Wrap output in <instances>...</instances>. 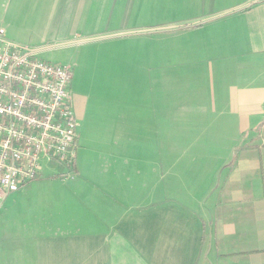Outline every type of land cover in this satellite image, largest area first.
I'll use <instances>...</instances> for the list:
<instances>
[{"label":"crops","instance_id":"1","mask_svg":"<svg viewBox=\"0 0 264 264\" xmlns=\"http://www.w3.org/2000/svg\"><path fill=\"white\" fill-rule=\"evenodd\" d=\"M0 28L99 43L62 65L74 173L0 203V264H264V0H0Z\"/></svg>","mask_w":264,"mask_h":264},{"label":"built area","instance_id":"2","mask_svg":"<svg viewBox=\"0 0 264 264\" xmlns=\"http://www.w3.org/2000/svg\"><path fill=\"white\" fill-rule=\"evenodd\" d=\"M55 48L14 42L0 28V203L39 180L45 165L76 168L72 70L42 59Z\"/></svg>","mask_w":264,"mask_h":264},{"label":"rangeland","instance_id":"3","mask_svg":"<svg viewBox=\"0 0 264 264\" xmlns=\"http://www.w3.org/2000/svg\"><path fill=\"white\" fill-rule=\"evenodd\" d=\"M172 6V11L174 9L173 5ZM200 9V6H199ZM188 13H191L194 11L192 5H189L187 8ZM173 13L177 14L178 13V9H174ZM184 14H186V11H184ZM178 27H185V25H179V26H175L174 28H178ZM181 29V28H179ZM95 44H99L98 42H89L87 43V46L83 45V46H77V45H66V46H58V48L53 49L52 51H48L46 53L43 54L42 59L49 61V62H53L55 64H61V65H65L68 63V61L70 59H80V56H78L77 53H81L83 51H85L89 46L95 45ZM107 46H111V44L107 45ZM100 55V54H99ZM112 54L109 52L107 54V57L110 58ZM96 57V56H94ZM98 58V57H96ZM79 125V123H78Z\"/></svg>","mask_w":264,"mask_h":264}]
</instances>
